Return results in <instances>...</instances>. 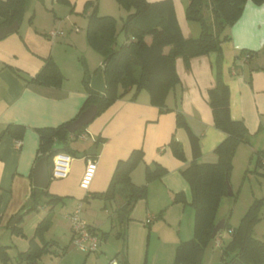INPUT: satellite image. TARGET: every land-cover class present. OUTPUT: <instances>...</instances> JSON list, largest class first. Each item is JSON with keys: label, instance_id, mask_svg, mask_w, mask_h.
<instances>
[{"label": "crops", "instance_id": "1", "mask_svg": "<svg viewBox=\"0 0 264 264\" xmlns=\"http://www.w3.org/2000/svg\"><path fill=\"white\" fill-rule=\"evenodd\" d=\"M48 1L37 0V3L46 6L51 17L43 16L36 3L35 7L32 6V11L26 8L25 24L23 25L21 21L17 30L0 39V133L11 123L24 126L20 139L7 134L0 138V230L8 227L12 235L15 234L10 230V219L18 212H23L21 208L28 201L34 187L33 167L37 161V129L68 122L82 107L87 93L82 83L84 68L81 60L85 61L90 77L102 66L101 59L97 58L98 62L94 63L96 58L94 50L87 43L85 36L87 18L82 11L85 2L89 0H68L67 3L58 0ZM96 1L98 10L103 12L101 15H112V11L120 12L119 8H122L115 0ZM172 1L183 36L197 37L200 33L199 23L186 18L188 0ZM115 4L119 6L118 9ZM126 14L127 11L119 18ZM204 14L209 17L208 12ZM79 15L84 19H80ZM1 21L0 17V26L5 25L1 24ZM116 27L119 31L121 26L118 25V21ZM52 29L61 30L62 33L51 37L48 32ZM225 33L229 39L220 44L223 57L221 75L229 86L230 116L243 120L250 135L247 143L239 144L233 158V168L235 164L243 162L245 165L254 159L255 171L259 167L256 165L255 152L264 150V141L262 148L259 146L261 138L264 137V62L261 58L264 54V2L257 5L247 1L239 19L227 27ZM242 50L246 52L237 59L236 56ZM247 51L255 52L249 60L244 58ZM48 57L54 60L62 74L58 86L39 84L33 80ZM215 60L214 51L192 57L188 66H185L182 57H177L175 69L180 84L171 90L165 99L168 108H175V105L179 104L189 128L197 136L200 151L198 162H215L217 156L214 149L226 136L215 127L208 104L207 89L215 84ZM143 91L145 90H141L136 98L132 99L131 90L125 96L116 99L87 124L85 133L88 139L83 140L81 145L76 144L73 147L76 153H84L83 157L60 153L58 162L62 163L63 171L66 173L58 176L49 170L50 181L47 191L65 197L64 201L59 203L65 205L68 201L69 208L65 214L74 210L78 204H81L82 208V204H91L94 200H101L102 209L105 210L111 207L114 201L118 207L122 201L120 197L109 202L89 195L104 191L109 185L116 162L126 158L133 149L141 148L143 158L131 172L132 182L137 185L145 183L146 166L154 168L155 165H160L165 168V173L160 178L147 182L146 197L138 199L131 209L130 220L125 230L126 258L128 264H149V259L152 260V264H156L154 258L159 251L158 264H172L176 246L181 241L190 239L193 234V211L187 209L191 191L182 175V170L192 159L191 143L186 131L175 126V111L159 112L158 108L149 102L147 91L146 93ZM172 136L182 145L183 160L175 157L168 146ZM98 137L104 138V141L96 148L97 155L93 158L96 163L94 174L88 187L83 188L80 186V180L85 169L86 157L89 156L86 151L93 146L92 139ZM176 192H183L186 202L173 203V195ZM86 195L89 197L84 200ZM116 207L113 210L115 217ZM39 209L46 210L47 214L49 208ZM133 210L136 211L133 213ZM161 210H163L161 217H157ZM141 211L144 213L139 216ZM30 213L24 214L23 218ZM87 215L85 209V216L81 218L98 232L108 231L110 235L116 227L113 236L120 242L117 243L116 254L123 247L122 238L115 235L118 225L103 230L95 224L91 216ZM149 215H153L154 218L147 222ZM42 218L30 216L28 222L33 221L35 230ZM51 224L52 220L48 230ZM159 224L166 225L170 231L163 234L165 238L160 250L157 248L149 255L150 237L154 229L158 231ZM24 226L25 221L22 220L20 223L22 236L27 238ZM67 227L72 246L68 220ZM219 234V243L215 237L208 245L211 250L205 249L202 264H218L221 261L222 247L230 241L231 232L225 229ZM32 236L33 234L25 243L19 242L18 253L28 248ZM106 239L101 240L100 244ZM50 241L52 243L49 253L57 251L53 250L57 243L52 239ZM143 241L145 247L141 256L139 249ZM4 246L9 248L8 245ZM66 251L67 246L60 250L61 254ZM60 252L57 251L58 254ZM90 253H86L85 256ZM233 254L234 251H230V255ZM114 262L120 264L117 260Z\"/></svg>", "mask_w": 264, "mask_h": 264}, {"label": "trees", "instance_id": "2", "mask_svg": "<svg viewBox=\"0 0 264 264\" xmlns=\"http://www.w3.org/2000/svg\"><path fill=\"white\" fill-rule=\"evenodd\" d=\"M67 3L68 0H58ZM119 6L127 11L122 17L120 30L117 31V19L112 15L98 13L96 0L86 1L82 13L86 15L87 24L85 36L89 46L102 57V66L94 72L101 71L105 84V92L100 93L89 85L90 75L84 60L83 87L87 97L78 113L68 122L51 127L37 129L38 146L36 159L47 156L48 167L51 173L52 159L63 153L76 154L71 147V141L84 132L87 125L79 127L69 133L66 125L73 121L87 106L94 104L97 107L96 116L109 107L116 99L125 96L132 90L131 98L135 99L141 90L147 91L149 102L156 106L159 112L175 111V126L183 128L190 140L192 159L189 165L182 170V175L188 182L193 208V234L188 240L181 241L175 249L172 264H202L205 248L215 238L210 235L217 222L216 214L221 198L227 195V183L230 184L232 162L239 144L247 143L249 131L244 121L233 119L230 116L229 86L222 79V52L220 44L228 40L225 29L233 25L241 16L247 1L261 4L264 0H188L186 18L200 25V33L195 38H185L178 25L172 0H115ZM27 0H0L1 24L9 25L15 21H22L26 10ZM208 12L209 17L204 13ZM32 16H30V19ZM124 32V40L117 41L118 34ZM216 52L215 84L207 89L208 104L211 109L214 125L226 134L225 138L215 147L217 156L215 162H198L200 155L198 138L189 128L179 104L175 108H168L165 104L167 94L180 84L175 69V59L182 57L185 66L189 65L192 57ZM245 50L236 58L239 59ZM249 53L248 60L255 55ZM44 65L37 72L33 80L39 84L58 86L62 80L59 67L51 57L44 60ZM180 99V98H179ZM24 126L8 124L0 133V138L7 134L20 139ZM104 141L98 137L94 140L95 148ZM168 146L173 155L183 160L184 154L181 143L172 136ZM264 150L255 152L256 165L260 167V157ZM97 155H90L94 158ZM141 148L133 149L124 159L116 162L112 177L107 188L98 193H91L92 198L104 201H114L121 198V204L116 207L115 214L118 225L116 236L122 238L123 247L115 254L114 259L120 264H128L126 258L125 230L129 214L135 202L145 198L147 182L160 178L165 168L155 165L146 166L145 183L134 184L131 172L142 161ZM234 194L232 193L231 196ZM85 196L83 199L86 200ZM65 197L49 193L47 188L36 191L33 187L28 201L23 205V211L10 227L12 233L23 235L20 223L26 213L37 211L40 207H48V213L35 227L33 236L29 239L28 248L18 253V264H35L41 257L50 252L51 243L44 239V232L50 226V210L64 201ZM173 203L186 202L183 192L173 195ZM263 198L254 199L240 218L237 226L232 227L228 218L224 229L231 232L230 241L222 247L221 261L218 264H264V238L254 236V226L264 214L261 212ZM161 210L157 217H161ZM156 218V216H155ZM100 240L109 235L108 231H96ZM230 251H234L230 255ZM113 259V260H114ZM0 264H13L7 253V246L0 245Z\"/></svg>", "mask_w": 264, "mask_h": 264}, {"label": "rangeland", "instance_id": "3", "mask_svg": "<svg viewBox=\"0 0 264 264\" xmlns=\"http://www.w3.org/2000/svg\"><path fill=\"white\" fill-rule=\"evenodd\" d=\"M48 1V0H47ZM37 3V0H27L26 8L33 10V7ZM38 7L40 9V12L43 16H50V11L45 8L42 3H37ZM49 4V1H48ZM35 7V6H34ZM49 8L50 6L47 5ZM116 9H118L119 6L115 4ZM120 12L118 10L112 11V15L115 16V18L118 21V25L121 26V20L120 15H123L126 13V10L123 8H119ZM99 14H103L102 11L98 10ZM25 14V13H24ZM83 14V13H82ZM27 15H24L22 18L23 25L25 24V21L27 19ZM51 17V16H50ZM81 17L80 19H84L82 15H79ZM93 51V50H92ZM95 59L94 63L98 62L96 59H101L102 57L94 52ZM262 62H264V54L261 56ZM143 93H146L143 91ZM250 136V135H249ZM264 141V137L260 140V147L262 148V144ZM84 141L81 139H75L71 141L70 145L71 147H74V145H81ZM233 165V162H232ZM254 168V159H252L249 163H238L234 165V168L232 167L231 174H230V186L233 191V196H224L221 199V202L219 204V208L217 209L216 219L217 222L224 219L225 217L228 218V222L231 225H238L240 218L245 213L249 205L253 202L254 199H260L263 198V205L261 212L264 214V173L262 170L258 167L255 171ZM140 203V202H139ZM108 206L110 205L107 203ZM111 207L108 209H102V201L101 200H94L91 202V204L84 203L82 204L81 208V217L85 216V209H87V216H91L94 219V222L96 225H98L103 230H109L112 226L117 224L116 217L113 213L114 208L116 207L115 201L111 203ZM139 205V204H138ZM69 208L68 201L65 205L56 204L51 213V220L52 224L50 229L44 232V239L46 241H50L52 239L55 243H57L53 250H57L60 252L61 248L67 246V251L64 254H58L57 251H54L52 253H47L41 257V259L38 261V264H116V259H114V254L117 250V243L120 244L119 240L116 239L114 234L113 228L112 233L108 236V238L102 242L99 245V248L96 252H92L88 254V256H85L86 253L80 252L78 249L72 247L70 245V239H69V230L67 227V219H66V210ZM187 209H190L192 212V206L187 204ZM136 210H133V213ZM46 210L38 209L37 211H34L28 215H26L23 220L25 221L24 226V232L27 234L28 237H30L33 234L34 230V223L33 221L31 223L28 222L29 217H39L42 218L46 214ZM144 212L141 211L138 215L141 216ZM189 213V212H188ZM187 214V212H186ZM16 215V214H15ZM14 217V215L11 217V219ZM10 219V221H11ZM185 222V219L183 218V224ZM10 223V222H9ZM161 229V230H160ZM158 231L152 232L150 237V244H149V255L152 254L157 248L160 250L162 244H163V238L164 233H168L170 231L168 227L164 224L158 225ZM225 230V229H224ZM224 230H221L224 231ZM160 232V233H159ZM226 232V231H225ZM227 234V233H226ZM158 236H161L160 238ZM254 236L257 238H264V217L258 221L254 226ZM28 237L22 235H12L9 232L8 227L3 228L0 230V245H8L7 247V253L10 257V260L13 264H18L19 258H18V251L20 250L19 242L25 243V241L28 240ZM50 243H52L50 241ZM145 242L143 241L141 248L139 249V253L141 256L143 255V250ZM163 249V248H162ZM205 249L211 250L210 246H207ZM159 253V251H158ZM158 253L156 254L154 258V262L158 264ZM114 259V260H113ZM153 262V263H154ZM22 264V263H21ZM149 264H152V260L149 259Z\"/></svg>", "mask_w": 264, "mask_h": 264}, {"label": "water", "instance_id": "4", "mask_svg": "<svg viewBox=\"0 0 264 264\" xmlns=\"http://www.w3.org/2000/svg\"><path fill=\"white\" fill-rule=\"evenodd\" d=\"M19 23L17 21L9 24L0 26V39L4 38L7 34L17 30ZM124 40V32L121 31L117 36V41L122 42ZM90 87L99 91L100 93L105 92V84L103 80V75L101 71H98L91 75L90 77ZM97 107L94 104L87 106L81 113L71 122L66 125L69 133L75 132L79 127L89 124L96 116ZM96 152L95 146H91L90 149L86 151L88 155H93ZM84 153H76V157H83ZM50 181L49 177V167H48V158L43 156L37 159L33 167V186L36 191L40 189H45L48 187ZM233 193L229 182L227 183V195L231 196ZM21 214L18 212L10 221V227L15 224L17 217ZM225 219H222L215 223L211 238H214L215 235L224 229Z\"/></svg>", "mask_w": 264, "mask_h": 264}, {"label": "built area", "instance_id": "5", "mask_svg": "<svg viewBox=\"0 0 264 264\" xmlns=\"http://www.w3.org/2000/svg\"><path fill=\"white\" fill-rule=\"evenodd\" d=\"M61 30L52 29L48 32V35L51 37H54L55 35L61 34ZM249 54L246 53L244 55L245 59H248ZM78 139L81 140H87L88 137L84 132L80 133L77 136ZM94 141V139H92ZM18 144V142H17ZM59 160V154L55 155L52 159V174L53 175H65V171H63L62 163L58 162ZM95 160L89 156L86 157V164L85 169L82 175V178L80 180V186L83 188H87L89 185V182L94 174L95 170ZM260 168L262 172L264 173V154L260 157ZM81 212V204H78L74 210L66 214V218L69 222L70 226V232H71V244L74 248L84 252V253H90L95 252L98 250V247L100 245V237L98 234L92 230V228L81 218L80 216ZM154 218L153 215H149L146 219L147 222H150ZM216 239H218V243L220 240V234L219 232L215 235Z\"/></svg>", "mask_w": 264, "mask_h": 264}]
</instances>
